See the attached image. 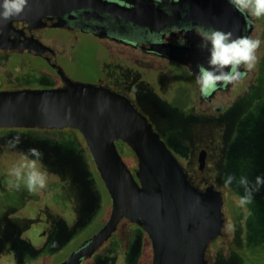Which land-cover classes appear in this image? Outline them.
Segmentation results:
<instances>
[{
	"label": "rangeland",
	"instance_id": "374dc122",
	"mask_svg": "<svg viewBox=\"0 0 264 264\" xmlns=\"http://www.w3.org/2000/svg\"><path fill=\"white\" fill-rule=\"evenodd\" d=\"M260 19L263 28L257 81L251 93L243 98L237 95L238 91L233 92L224 107L226 112L196 115L181 109L189 99L185 90L189 96L193 94L194 79L179 66L172 68L171 76L159 69L145 71L143 80L148 82L147 88L144 85L147 91L133 98L185 166L191 181L200 188L213 183L223 191L224 231L230 238L234 228L235 231L242 228L245 237L239 240L245 243L243 246L249 252L253 251L254 260L264 258V187L254 193L252 204L242 208L238 202L244 194L243 188L235 181L226 185L225 179L228 175H234L237 180L245 176L254 182L257 176H264V17ZM48 33L62 34L58 30H49ZM83 48L84 45H78L72 47V51L75 55H83L80 53ZM93 56L87 59L91 65L97 61ZM66 65L73 75H86L77 66L69 62ZM27 128L22 133L0 130V264H52L62 260L105 223L111 208L110 195L94 162L86 154L87 145L80 132L63 131L71 134L72 140L79 144L80 150L83 149L85 162L77 148L75 155L69 150L61 154L56 138L67 142L64 141L66 138L62 140L64 133L46 137ZM17 137L21 142L12 147ZM204 143L208 144L209 152L210 146L213 151L206 169L200 172L194 152ZM67 145L64 143L62 147L66 149ZM118 146L127 162L132 161L130 167H136L137 159L131 148L125 143ZM33 147L43 153L37 167L48 175L46 188L29 192L26 187L29 169L23 168L20 181H16L11 173L14 168L28 163L25 154ZM16 183L19 188L14 187ZM128 234L122 230L114 232L110 238L112 245L110 242L100 247L91 260L86 259L83 263L149 264L146 245L143 248V229L134 227L132 239L125 240ZM226 246L224 238L211 242L207 249L208 258L206 252L207 263L213 261L220 251L226 254Z\"/></svg>",
	"mask_w": 264,
	"mask_h": 264
},
{
	"label": "water",
	"instance_id": "95a60500",
	"mask_svg": "<svg viewBox=\"0 0 264 264\" xmlns=\"http://www.w3.org/2000/svg\"><path fill=\"white\" fill-rule=\"evenodd\" d=\"M133 4L127 7L107 0H29L25 14L0 27V46L40 52L45 45L34 37L22 40L17 34L15 39L9 38L13 21L27 20L30 27H41L45 25L44 17L56 16V24L61 25L63 14L82 7L118 12L157 29L179 17L178 8L185 4L182 10L187 16L231 31L234 37L243 34L244 12L229 0H178L172 15L152 0ZM179 60L187 64V59ZM189 67L193 72L198 70L195 64ZM59 72L65 86L0 90V128L76 129L111 198L105 223L52 264H81L110 239L124 219L147 233L152 250L150 264H207L208 246L223 234L225 226L223 191L214 184L200 188L191 181L185 166L131 98L105 85L73 81L62 70ZM118 142L131 148L136 167L131 168L122 156ZM205 159L203 149L199 154L201 169Z\"/></svg>",
	"mask_w": 264,
	"mask_h": 264
},
{
	"label": "flooded vegetation",
	"instance_id": "af4514ba",
	"mask_svg": "<svg viewBox=\"0 0 264 264\" xmlns=\"http://www.w3.org/2000/svg\"><path fill=\"white\" fill-rule=\"evenodd\" d=\"M107 1L127 7H132L136 2L143 4V0ZM177 1L152 0L155 5L162 7L170 15L176 8ZM183 6L185 7V4ZM183 6L178 8L179 17H174L157 29L140 25L118 12L101 11L94 7H82L63 14L61 25L56 24L59 21L56 16L44 17L45 25L41 27H30L27 20L16 19L13 21L14 27L9 38L13 40L17 34L22 40L34 37L40 40L45 48L37 52L34 48L20 49L19 47L0 46V90L62 87L66 85V81L59 72L62 70L73 81L105 85L128 96L133 101L137 95H143L147 91L148 82L143 80L145 71L159 69L171 76L174 72L172 68L179 66L188 71L194 79L193 94L189 96L190 93L185 90L189 99L184 106L180 107L181 109L196 115L226 112L224 107L230 102V95L233 92L238 91L237 95L242 97L249 94L255 85L257 71L260 70L258 60L253 70L247 71L243 67L240 69L245 73L242 82L236 85H218L214 91L203 96L196 83L198 70L193 72L189 66L195 64L196 69L200 65L206 67L202 61L208 65L209 53L198 46L201 38L195 28L203 26L220 29L211 23L187 16L182 10ZM244 17L242 36H251L253 39L260 40L263 28L261 19L251 17L248 12H244ZM236 27L237 24L233 28ZM49 30H58L62 34H49ZM181 40L185 41L183 46L179 43ZM78 45H84L80 51L83 55H75L72 51V47L75 48ZM259 54L260 48L257 50V57ZM92 55H94L93 59L97 57L96 64L94 62L93 65L87 61ZM179 59H187V64ZM68 62L84 71L86 75H73L66 68ZM176 107L179 108V106ZM200 146L196 147L198 150L194 152V156L197 160V167L202 172L206 169L213 148L210 146L211 152H209L207 143ZM203 149L206 150V159L201 169L199 168V154ZM209 184L203 185L202 188ZM122 223L123 220L119 227ZM93 256L83 259L81 264ZM43 264L47 263L43 262Z\"/></svg>",
	"mask_w": 264,
	"mask_h": 264
},
{
	"label": "clouds",
	"instance_id": "9594fccd",
	"mask_svg": "<svg viewBox=\"0 0 264 264\" xmlns=\"http://www.w3.org/2000/svg\"><path fill=\"white\" fill-rule=\"evenodd\" d=\"M229 3L240 12H248L251 17H264V0H229ZM29 6V0H0V27L6 26L7 22L25 14ZM196 33L201 42L198 45L201 50H207L208 67L198 66L196 83L200 87L201 94L207 96L214 91L218 85H236L244 79L245 73L240 71L243 67L251 71L256 67L258 57L257 50L261 41L251 36L234 37L231 31L225 32L211 27L197 26ZM181 46L185 41H179ZM210 45V47H209ZM19 137L12 142V147L20 143ZM25 159L26 165L14 168L12 175L16 181L23 178V168H28L26 187L29 192L44 189L47 186V172L37 167L38 162L43 159V153L38 148H29ZM236 182L243 188L244 194L239 199V206L244 208L254 201V193L264 187V176H257L254 182L247 177L241 176L237 180L234 175H228L225 179L226 185ZM19 183L14 187L19 188ZM55 246V245H54Z\"/></svg>",
	"mask_w": 264,
	"mask_h": 264
},
{
	"label": "trees",
	"instance_id": "16d2710c",
	"mask_svg": "<svg viewBox=\"0 0 264 264\" xmlns=\"http://www.w3.org/2000/svg\"><path fill=\"white\" fill-rule=\"evenodd\" d=\"M250 93H251V91H250ZM244 96H242L241 98H243ZM238 101L239 100H237L235 102L236 105H237ZM233 106L231 108H229L228 110L232 109ZM26 128L27 127H20V128L5 127V128H0V130H7V129L8 130H12V131H17L18 130L20 133H22V132H25L24 130H26ZM27 129H29L30 131L36 132V135L46 136V137L52 136L54 134L57 135V134L64 133L63 131L65 129H70V130H73V131L74 130L77 131L76 129H73L71 127H66V128H62V129H57V128L48 129V128L30 127V128H27ZM77 132H79V131H77ZM64 138H66L67 140H64ZM56 140L59 143V148L62 149V153L61 154H65L69 150V153L75 155V149L77 148L79 153L83 154L84 162H85V158H86L85 153L83 152V149L80 150L79 144H77L76 141L72 140L71 134L64 133V137H63L62 140L67 141V142L60 141L61 138L60 139L56 138ZM64 143H68V145L66 146V149H65V147H62V145H64ZM121 144H123V143L122 142H118V145H121ZM85 150L87 152L86 154L87 155L89 154L88 157L89 156L91 157L88 147H86ZM91 159H92V157H91ZM92 161H93V159H92ZM131 163H132V161L129 160L128 164L131 165ZM260 163H261V160H260ZM239 218H241V217H239ZM240 223H242V221ZM134 227H138L139 228V226L137 224L132 223V222H130L127 219H124L123 223H122V226H120L118 230H122V232L129 233L128 236L125 237L126 238L125 240H128V239H132V237H133ZM144 233H145V242H144V247L143 248H145V245H146V249L148 251L149 264H150L151 252H152L151 243H150V239H149L147 233L145 231H144ZM240 236H242V237H240ZM236 237H237V239H236ZM244 237L245 236H244V233L242 231V228H240L239 231H237V230L235 231V228H234L233 235L230 238H228L227 234L223 230V234L221 236L217 237V238H224V243L227 245L226 246L227 253L226 254H221V251H220V253L218 252V255L215 257V259L213 261L209 260L207 264H264V258L262 260H254L255 255L251 254V253H253V251L249 252L247 247L244 248L243 244L245 245V243L244 242L242 243L241 240H239V239L244 238ZM110 242H111V245H112L113 240L109 239V241H107L102 246L104 247L107 243H110ZM212 243H214V240L212 241ZM102 246H101V248H102ZM207 258H208V252H207ZM89 260H91V258Z\"/></svg>",
	"mask_w": 264,
	"mask_h": 264
}]
</instances>
